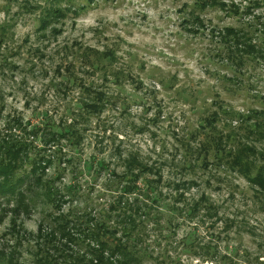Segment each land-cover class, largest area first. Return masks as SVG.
<instances>
[{"label": "rangeland", "instance_id": "1", "mask_svg": "<svg viewBox=\"0 0 264 264\" xmlns=\"http://www.w3.org/2000/svg\"><path fill=\"white\" fill-rule=\"evenodd\" d=\"M193 1L99 0L78 16L68 13L40 31L41 13L34 9L46 6L44 0H0V128L17 118L30 126L28 130L47 123L49 130L69 126L70 132H77L59 139L58 145L44 146L43 137L30 138L34 154L56 156V151L65 156L63 162L71 160L61 163L65 173L57 185L71 184L78 191L62 209L72 222L85 214L77 224L91 217V209L98 212L112 199L107 184L113 176L98 170L100 163L120 176L126 161L136 156L155 170L145 178L156 181L158 171L154 196L161 199L152 215L159 214L155 220L160 226L156 228L152 219L145 223L144 242L152 258L143 264H155L157 258L174 264L178 257L181 264H206L183 253V239L189 233H194L189 239L197 252L199 246L217 243L223 251L247 252L250 261L244 258V264H264V208L256 188L243 174L216 165L218 144L210 145L211 163L205 167L204 153L199 152L205 138L192 137L200 118L222 106L233 114L220 115L216 126L235 132L233 149L244 143L264 147L248 133L254 121L264 120V61L245 59L242 69L225 67L218 56L222 45L212 31L227 25L249 29L251 17L208 9L200 14L204 26H189L196 32L189 33L184 19L191 7L185 5ZM253 1L236 0L241 10L253 6ZM260 43L264 47V40ZM101 53L116 59L103 60ZM91 88L108 100L99 115L89 114L83 106L91 104ZM249 158L264 166L260 155ZM204 198L214 208L209 213ZM173 207L198 210L182 218L177 213L171 216ZM50 213L56 212L40 204L29 216L20 217L19 264H32L38 224ZM8 225V218L0 223V245L5 248L16 244ZM79 249L80 254L87 252L85 245Z\"/></svg>", "mask_w": 264, "mask_h": 264}, {"label": "trees", "instance_id": "2", "mask_svg": "<svg viewBox=\"0 0 264 264\" xmlns=\"http://www.w3.org/2000/svg\"><path fill=\"white\" fill-rule=\"evenodd\" d=\"M46 6H35L34 11L39 9V30H47L51 24L59 19H65L68 13L78 16L83 10L95 6L99 0H80L82 4H75L73 0H44ZM65 3V6L62 4ZM253 6H247L243 10L239 7L236 0H194L192 4L185 5L189 10L188 18L184 19V24L189 26H204L200 17L203 11L214 9L222 11L230 16L251 17L249 29L235 28L233 26H224L222 29L212 31V36H216L222 45V50L218 56L224 61L225 67H239L242 69L245 65V59L255 61H264V47L258 42L264 40V0H254ZM255 10H262L259 14H254ZM55 33L59 30L54 29ZM2 41V40H0ZM258 41V42H257ZM1 44V43H0ZM105 53L99 54L103 56ZM105 56V57H104ZM104 59H110L114 62L116 57L105 54ZM99 61L102 59L99 57ZM94 67V64L91 63ZM99 67V66H98ZM97 67V68H98ZM105 70V68L102 66ZM236 68V69H237ZM231 81V80H229ZM91 104H83L84 109L91 115L102 113L108 103L105 93L98 92L91 88ZM106 98V99H105ZM220 111H214L210 115L201 117L199 130L192 137L203 136L202 149L199 152L204 153V166H210V145L218 144L215 156L216 165H226L230 170L243 174L256 188L258 202H261L264 208V166L249 158V156L260 155L264 159V147L256 148L253 144L244 143L240 148L233 149L235 142V132L232 129L227 133L218 130L217 123L221 120L220 115L232 116V112L219 107ZM1 115V114H0ZM242 117V118H241ZM247 120L249 117L240 116ZM29 125L21 120L10 118L5 126L0 128V223L8 218L10 232L15 239V245L6 247L0 245V264H19L18 249L20 245V224L21 216H29L32 208L37 205L50 206L56 212L48 214V220L38 224V234L36 237V246L32 264H143L152 258L148 253V246L145 244V223L154 220L157 216L152 212L158 209L160 196L156 195V188L153 185L158 184L160 175H156V181L145 178L148 173H155V170L137 161L136 156H132L126 161V171L122 175L115 172H109L108 166L100 163L98 170L107 171L109 177L105 191L110 193L112 199L107 205H103L98 212L91 209V217L87 216L86 221L76 223L84 217L85 214L76 216L72 222L70 218L62 214L63 205L69 199L74 200L78 197V191L71 184L64 185L63 188L57 185L65 171L60 170L61 163L70 164L71 160L63 162L64 157L56 151L51 154L37 153L34 142L30 138H42V143L46 145H58L59 139H66L68 136L77 132H70L69 126L60 128V130H49L47 123L41 127L29 129ZM248 133L256 136L258 142L264 143V120H257L248 128ZM42 134V136H40ZM74 141H71L73 143ZM77 143V140H76ZM226 147L229 148L226 151ZM189 150V149H188ZM52 152V151H51ZM58 162L55 173L50 174V168ZM66 161V160H65ZM257 164V166H255ZM144 177V178H143ZM155 183V184H154ZM157 187V186H156ZM179 189L180 185H174ZM113 189V190H111ZM110 190V191H109ZM161 195V193H160ZM103 197L104 194L99 195ZM133 197V198H130ZM102 198H99V201ZM202 202L208 209V213L213 210V206L207 203V199ZM168 207V206H167ZM171 216L180 215L182 218L194 216L197 207L190 209H180L173 207L170 209ZM177 213V214H175ZM186 216H185V215ZM68 216V215H67ZM98 217V218H97ZM156 219V220H155ZM20 221V222H19ZM170 223V222H169ZM72 224L71 227L69 225ZM156 228L160 224L156 222ZM194 234V233H193ZM187 238L183 239V253H191L206 264H244L243 259L250 261L247 252L240 249L227 248L221 250L216 243L199 246L195 251L194 242ZM16 236V237H15ZM4 238V235H1ZM86 240H89L87 243ZM73 245L77 246V250ZM87 246L86 253L80 254V246ZM194 250V251H193ZM75 252H77L75 254ZM156 259L155 264H164ZM174 261V260H173ZM240 261V262H239ZM174 264H181L179 257L175 258Z\"/></svg>", "mask_w": 264, "mask_h": 264}]
</instances>
